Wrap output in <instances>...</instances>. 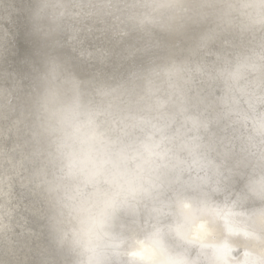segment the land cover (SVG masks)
<instances>
[{
  "label": "clouds",
  "instance_id": "obj_1",
  "mask_svg": "<svg viewBox=\"0 0 264 264\" xmlns=\"http://www.w3.org/2000/svg\"><path fill=\"white\" fill-rule=\"evenodd\" d=\"M0 264H264V0H0Z\"/></svg>",
  "mask_w": 264,
  "mask_h": 264
}]
</instances>
